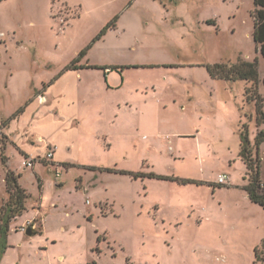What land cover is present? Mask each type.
Here are the masks:
<instances>
[{
  "label": "rangeland",
  "instance_id": "1",
  "mask_svg": "<svg viewBox=\"0 0 264 264\" xmlns=\"http://www.w3.org/2000/svg\"><path fill=\"white\" fill-rule=\"evenodd\" d=\"M253 9V0H0L2 144L5 121L37 96L55 100L50 83L74 68V109L40 127L65 163L51 165L40 149L47 168L24 170L20 153L5 151L39 199L40 233L28 237L14 222L0 264H257L263 209L241 188L211 185L219 174L248 184L244 130L264 184V142L254 146L264 133V60ZM255 60L257 84L212 79L206 69ZM195 93L197 107H186ZM4 173L0 163V206Z\"/></svg>",
  "mask_w": 264,
  "mask_h": 264
},
{
  "label": "trees",
  "instance_id": "2",
  "mask_svg": "<svg viewBox=\"0 0 264 264\" xmlns=\"http://www.w3.org/2000/svg\"><path fill=\"white\" fill-rule=\"evenodd\" d=\"M254 9L251 13L253 19V32L252 37L254 43L257 46L258 52L260 56L264 60V0H253ZM117 17L111 20L104 30L99 34L101 36L107 30L115 28ZM84 54V53H83ZM82 54V55H83ZM119 67H115L118 69ZM121 68V67H120ZM74 69L73 67H68L66 70ZM207 72L212 79L224 80V81H246L252 84H257L259 81L258 76V64L257 61L253 62H243L239 61L235 64H227V63H217L213 65H206ZM262 84L264 86V76L262 78ZM251 88L246 89L247 96L248 92ZM249 97V96H248ZM28 103H26L27 105ZM25 105V106H26ZM24 106V107H25ZM24 107L19 108L12 117L8 118L5 123L7 124L9 120L14 119L16 116L21 114L24 110ZM260 114V119L264 121V113ZM241 136V144H240V153L239 157L243 161L246 166V177L248 179V184L243 187L245 192L247 193L251 202L259 205L264 211V184L261 183L260 180V158L256 155L253 156V147L249 144L246 138V131L240 132ZM3 141L0 140V143ZM261 142H264V133L259 132L256 140L255 147H258ZM28 158V156H25ZM127 174V172H124ZM128 175L137 179V178H152V179H165L171 181H179L181 184L186 183H197L193 180H179L174 177L169 178L165 176L156 175L153 173L150 174H141V173H130ZM20 175L15 174L12 171H7L5 175V191L7 194V201L5 204L0 206V254L6 247V238L9 233L10 223L17 216L22 215L24 211H26L27 201L30 195L23 189L19 184ZM213 186H223V185H215ZM40 233L36 231V234ZM254 256L255 262L257 264H264V240L254 248ZM89 264H96L95 262H91Z\"/></svg>",
  "mask_w": 264,
  "mask_h": 264
},
{
  "label": "crops",
  "instance_id": "3",
  "mask_svg": "<svg viewBox=\"0 0 264 264\" xmlns=\"http://www.w3.org/2000/svg\"><path fill=\"white\" fill-rule=\"evenodd\" d=\"M110 72L111 71H109V73ZM120 72H121V77H122V83H124L126 80L125 76L123 75L124 71H120ZM108 74H107V77H108ZM70 76H74V71H71V70L64 71L61 74H59V76H57L50 83L51 85L48 87L47 93L49 94L50 97H54L55 100H50L47 103L45 96H41V95L37 96L35 100L31 101L30 103H28L24 107V110L21 114H19L18 116H16L12 120H9L7 124L2 125L1 132L3 133L5 140H6L5 141L6 143L0 144V163L2 166L5 167V173L3 175L4 187H5V175H6L7 171H12L17 175H20V177H21L20 173L13 171L8 166V158L5 155V151L9 146H13L24 157L23 160L25 159V156L36 157L37 160H36L35 164H42V167L44 169V168H47L46 166H48V163H46L43 159H41L42 154H39L38 151L41 149L42 153L45 155V147L48 145V146H51V149L53 150V159H52V161H50V164L51 165H57V164L65 163L64 158L63 159L62 158H60V159L56 158L58 151H59V145L56 144L51 138L44 137L43 134L40 132V129H41L40 127L42 125L41 119L43 117L50 115L51 119L56 117L60 121V120H62V118H61L62 113H64L66 111L65 106H66L67 110H69V104H71L72 109H74V102H71L68 99V92L71 91L70 87H68V84H69L68 80H70L69 79ZM198 95H199V93H195L196 97L194 95L189 96L190 101L188 100L186 107L191 106V104H193L194 107H197L196 98ZM73 116H75V115L73 114ZM58 120H56V121H58ZM64 135H66V134H64ZM2 154L6 160L5 164H3L1 162V160H2L1 155ZM23 169L25 170L24 167H23ZM34 176L38 182L37 186H39L41 184V178L37 172L34 173ZM229 179L230 178L228 177V183L227 184L230 188H241L242 190H244L243 189L244 184L233 185V184H230ZM213 183L218 184L217 178L214 179ZM19 184L23 189H25L21 185L20 179H19ZM57 186H60V184ZM83 190H85V189H83ZM26 192L28 193L27 190H26ZM84 192H86V191H84ZM30 199L34 200L33 196L29 197L28 202L30 201ZM38 200H37V198H35L34 205H33V203H30V207L28 206V204L26 205V210L27 209H33L34 212L33 211L32 212L25 211L22 215L14 218L10 223V229H12L14 222L19 223L18 224L19 227L22 225H26L28 223L31 224V223L36 222L37 217L40 215V208H36L37 206L39 207V201ZM247 202H251L248 195H247ZM251 203H253V202H251ZM253 204H255V203H253ZM10 229H9V233L12 232V230L10 231ZM38 231L40 232V228ZM13 232H15V231H13ZM17 232H20V231H17ZM263 240L264 239H262L261 241H263Z\"/></svg>",
  "mask_w": 264,
  "mask_h": 264
},
{
  "label": "built area",
  "instance_id": "4",
  "mask_svg": "<svg viewBox=\"0 0 264 264\" xmlns=\"http://www.w3.org/2000/svg\"><path fill=\"white\" fill-rule=\"evenodd\" d=\"M45 159L50 162L52 161L53 159V150L51 148H48L46 153H45ZM36 161V158H33V157H28V158H25L22 162V166L24 168H32L34 163ZM227 181H228V177L226 174H219L217 176V183L218 185H225L227 184ZM27 225H30V223L26 224V225H22L20 227H18V231L22 232V233H25V230H26V227Z\"/></svg>",
  "mask_w": 264,
  "mask_h": 264
},
{
  "label": "water",
  "instance_id": "5",
  "mask_svg": "<svg viewBox=\"0 0 264 264\" xmlns=\"http://www.w3.org/2000/svg\"><path fill=\"white\" fill-rule=\"evenodd\" d=\"M36 228H35V224L31 223L29 226L26 227L25 230V235L28 237L34 236L36 235Z\"/></svg>",
  "mask_w": 264,
  "mask_h": 264
}]
</instances>
